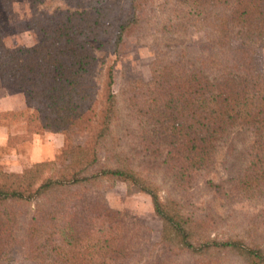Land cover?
I'll return each mask as SVG.
<instances>
[{
	"label": "trees",
	"instance_id": "1",
	"mask_svg": "<svg viewBox=\"0 0 264 264\" xmlns=\"http://www.w3.org/2000/svg\"><path fill=\"white\" fill-rule=\"evenodd\" d=\"M153 2L127 1L132 13L116 27L115 49L147 30L144 11ZM95 4L41 28L40 43L16 54L0 38V81L22 91L36 111L29 133L67 138L61 165L21 174L0 168V264L19 244L37 264H185V257L264 264V208L227 222L188 203L194 183L238 130L252 142L233 170L232 194L264 203V74L255 63L264 0H162L157 31L193 28L205 34L202 50L194 54L188 38L155 44L151 80L118 91L111 67L98 84L91 41L106 37L112 23L109 9ZM110 181L151 197L159 242L151 228L109 206Z\"/></svg>",
	"mask_w": 264,
	"mask_h": 264
},
{
	"label": "rangeland",
	"instance_id": "2",
	"mask_svg": "<svg viewBox=\"0 0 264 264\" xmlns=\"http://www.w3.org/2000/svg\"><path fill=\"white\" fill-rule=\"evenodd\" d=\"M128 0H0V38L7 49L17 53L22 47H32L43 39L45 34L41 28L51 24H60L71 14L80 13L89 6L109 9L112 27L101 41H91L96 56L99 58L97 80L102 87L106 70H114V90L118 91L125 83L133 80H151L150 64L154 60L152 46L155 44H177L182 40L190 41L189 48L194 54L202 50L201 43L205 34L191 28L188 32L177 31L175 35L159 33L158 7L162 0H154L145 11L149 17V27L141 35H131L115 49L112 36L116 27L132 11ZM150 3V1H149ZM186 36V37H179ZM180 38V39H179ZM257 70L264 74V39L258 43L255 50ZM0 98L10 93L17 98L16 89H1ZM8 90V91H6ZM20 91V90H18ZM22 92V91H21ZM23 93V92H22ZM16 94V95H15ZM24 94V93H23ZM35 108L26 106L23 110L0 112V128L7 127L8 142L0 146V168L7 173H23L34 165L52 166L64 162L62 148L66 144V136L62 134L45 135V133H29L28 119L35 114ZM46 136V137H45ZM50 136V137H49ZM49 143L59 149L53 156L45 160L30 163L31 149L35 141ZM252 140L243 131L238 130L231 135L216 158L214 168L210 173L197 179L188 194V203L194 210L213 212L223 221L250 220L258 216L264 208V203L236 198L231 191L233 170L240 165ZM150 163H155L150 160ZM106 199L109 206L124 213L129 223H143L152 230V240L160 241L161 222L155 215L151 197L141 191L129 189L123 182H108ZM163 256L158 250L155 262ZM185 264H196L193 258L185 257ZM5 264H37L30 261L26 248L16 245L7 249Z\"/></svg>",
	"mask_w": 264,
	"mask_h": 264
},
{
	"label": "crops",
	"instance_id": "3",
	"mask_svg": "<svg viewBox=\"0 0 264 264\" xmlns=\"http://www.w3.org/2000/svg\"><path fill=\"white\" fill-rule=\"evenodd\" d=\"M1 85H2V83H1ZM5 88L10 89V90L11 89L14 90L13 88H9V87H4V86L1 87V89H5ZM6 91H8V90H6ZM15 91H17V92H15L18 95L17 98H14V96H12L10 93H8V95H4L2 98H0V112L19 111V110H23L27 106L24 94L21 91H18V90H15ZM5 126H3L2 129L0 128V146H3V145L5 146L8 142L7 138L9 135L8 134L9 130ZM45 135L46 136L52 135V133H45ZM33 145H34L33 148H29V149H31V151H30L31 152V161H29L30 163H35L38 161L45 160L48 157L53 156L59 150V149L54 150L55 146L50 145L49 143H47V144L43 143L42 144L39 139H38V141H35Z\"/></svg>",
	"mask_w": 264,
	"mask_h": 264
}]
</instances>
